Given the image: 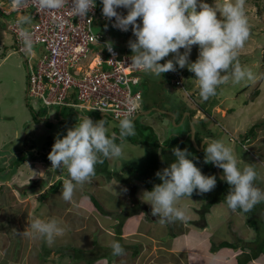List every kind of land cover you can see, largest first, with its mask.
Here are the masks:
<instances>
[{
    "label": "rangeland",
    "instance_id": "obj_1",
    "mask_svg": "<svg viewBox=\"0 0 264 264\" xmlns=\"http://www.w3.org/2000/svg\"><path fill=\"white\" fill-rule=\"evenodd\" d=\"M99 1L96 0L97 3ZM204 2L216 6L223 0ZM245 12L250 36L238 59L257 77H264V0H246ZM123 14H127L126 9ZM137 22L140 23V20ZM105 34L112 45L123 51L127 49L126 40L135 39L131 29L118 33L112 28ZM128 50L132 53L130 48ZM183 51L181 49V53ZM198 54L199 48L194 45L189 62H195ZM168 59H172V54L160 63ZM183 70L187 71V67ZM171 78L170 72L165 73L163 81L166 87L162 88V94L159 83L146 84L144 98L147 103H154V109L134 120L135 136L123 142L117 139L122 155L106 159L107 164L98 167H104L103 171L97 172L96 169L95 175L103 178H92L90 183L78 186L71 202L62 199V188L58 193L44 196V201L40 197L48 190L45 185L68 176L66 168L53 169L48 161H42V154L47 153L43 152L44 147L47 146L44 150H51L48 146L54 144L57 135L63 138L67 129L75 126L82 116H89L94 122L105 119L109 136L112 133L118 136V121L110 115L102 118L101 113L95 110L47 106L42 99L27 96L26 55L16 52L14 36L6 29L5 19L0 15V168L12 165L23 157L28 160L20 164V170H15L16 175L9 170L6 174L7 170L0 169V175H8L6 178L9 179L2 182L4 178L0 176V182L5 183L0 189V201H4L1 204L3 207H0V264H97L104 260L91 262L88 259L101 252L106 253L109 260L113 259L110 264H236L242 255L252 253L251 248L264 247V203L251 212L232 211L223 200L209 204L221 195L225 197L229 189L221 187L204 194L194 191L190 198L176 201L175 206L185 211L186 218L161 226L159 217L151 215V206L145 202L147 198L143 195L144 191H150L146 182L151 184L154 180L135 179L132 185L120 182L122 171L129 165L142 168V171H149L154 165L157 171L168 167L175 162L172 149L177 146L182 150L188 149L191 153L188 158L204 175H217L224 180L213 168L210 169L212 172H205L202 168V145L208 140L206 137L197 141L199 145H195L192 138L187 141L182 139L191 124L189 116L184 121V115L191 112L197 133L202 136L208 133L203 130L213 131L214 140L222 141L233 150L239 168L254 167L257 172L255 184L264 188V78L239 84L229 81L219 86L216 95L207 101L200 97L198 84L194 88L197 83L194 73L183 74L185 87L171 83ZM261 86L262 94L258 95L259 90L256 89ZM254 97L257 98L254 108L261 113L256 116L250 113L249 108ZM147 103L142 104L141 111L152 108ZM206 108L211 109L213 116L205 113ZM198 109L201 111L198 112ZM196 111L198 114L194 117ZM226 113L232 114V122L229 117H223ZM201 118L205 120L204 127ZM253 126L256 135L251 143L245 142ZM156 159L158 164H154ZM40 161L45 169V183L40 179L41 171L37 164ZM105 169L111 172V177ZM221 172L223 175L222 169ZM33 175L37 178H30ZM157 182L161 183L158 178ZM18 184L21 186L17 187ZM20 187H24V191ZM86 192L93 194L107 212L97 209ZM140 211L144 215L142 223L138 216L135 217L140 216ZM6 217L8 222L4 224ZM36 218L56 221L63 228V235L56 237L52 245L35 235H25V232L31 231L29 223ZM112 241L121 244L123 255H112L109 246ZM223 241L234 247L221 246ZM186 252L192 257L188 258ZM258 259L247 264H264V253Z\"/></svg>",
    "mask_w": 264,
    "mask_h": 264
},
{
    "label": "clouds",
    "instance_id": "obj_2",
    "mask_svg": "<svg viewBox=\"0 0 264 264\" xmlns=\"http://www.w3.org/2000/svg\"><path fill=\"white\" fill-rule=\"evenodd\" d=\"M245 2L246 0H223L220 5L210 6L204 0H101L100 8L105 19L114 20L111 28L123 31L121 33L131 29L135 39L128 42L132 52L130 59L134 66L144 70L141 76L147 74L160 78L163 73L171 71L174 73L171 83L179 86L172 81L178 77L182 81L181 86L185 87L183 74L186 71L183 69L187 67L195 75L200 97L207 101L216 95L219 86L229 81L239 84L242 81L256 82L257 79L264 78L257 77L251 69L242 66L238 59L240 50L250 36ZM26 3L27 0H0V6L8 9L11 6L19 9ZM36 3L39 10L52 12L69 4V0H36ZM96 4V0H71L69 6L75 15L87 17ZM117 9H121L122 14ZM125 9L126 15L123 14ZM3 13L8 18L11 15V22L16 15L14 10L11 14ZM32 19L31 15H22L17 20L24 52L28 55L33 54V39L26 25H30ZM138 19L140 23L137 22ZM194 45L198 46L199 54L197 60L190 63L189 55ZM181 49L184 50L183 53ZM111 50L109 45V51ZM170 54L172 59L160 63ZM27 96H31L29 84ZM98 110L105 113L102 109ZM137 117L126 116L120 119L118 136L117 133L108 135L105 119L94 122L89 116H82L75 126L67 129L63 138L57 135L47 158L51 168L67 169L69 178L64 181L60 193L64 201L71 202L77 187L91 182L98 164H103L105 159L122 155V147L117 139L123 142L136 135L134 120ZM189 117L191 122L192 115L189 114ZM206 139L204 163H211L222 169L224 181L230 186L224 198L227 206L232 211L247 213L264 203V188L255 184L257 172L254 167L248 165L243 169L239 168L230 147L222 141L211 140L210 137ZM247 141L251 143V138L248 137L245 142ZM243 145L247 147V144ZM172 154L175 162L155 174L161 183L155 184L151 191L143 192L147 198L145 202L151 206V215L159 217L161 226L186 218L185 211L175 206L176 201L183 197L190 198L194 191L199 194L208 193L217 184L214 175H204L193 160L188 158L191 153L187 148L182 150L178 146L174 147ZM39 174L42 178L45 175L43 171ZM4 184H0V189H3ZM28 229L31 231L25 232V235H35L49 245L55 242L56 237L63 235L64 231L56 221L39 218L33 219ZM109 246L113 256L124 254V248L118 241H112Z\"/></svg>",
    "mask_w": 264,
    "mask_h": 264
},
{
    "label": "built area",
    "instance_id": "obj_3",
    "mask_svg": "<svg viewBox=\"0 0 264 264\" xmlns=\"http://www.w3.org/2000/svg\"><path fill=\"white\" fill-rule=\"evenodd\" d=\"M70 4L71 0L52 12L39 10L36 0H27L19 9L0 6L6 14L16 11L11 30L16 52L26 55L30 95L42 99L47 106L95 110L120 119L135 118L142 108L140 84L144 70L132 64V54L107 39L105 33L114 20L105 19L102 8L96 4L87 17H80L72 12ZM117 11L121 13V9ZM22 15L33 18L26 25L33 39L31 55L25 54L19 35L17 20ZM172 81L182 85L178 77Z\"/></svg>",
    "mask_w": 264,
    "mask_h": 264
},
{
    "label": "trees",
    "instance_id": "obj_4",
    "mask_svg": "<svg viewBox=\"0 0 264 264\" xmlns=\"http://www.w3.org/2000/svg\"><path fill=\"white\" fill-rule=\"evenodd\" d=\"M178 69V72H179V68H177ZM187 71H188V69H187ZM190 72V71H189ZM173 75H174V73H172L171 71H170V76H172L173 77ZM164 76H165V73H163V78H164ZM169 78V77H168ZM147 85L149 86V84L147 83ZM145 86H146V84H144V82H142L141 84H140V88L142 89V91H143V95H144V88H145ZM162 88H164L165 89V85L164 84H162V87H160V94H162V93H164V90L162 89ZM163 97V96H162ZM164 99H166L167 100V97H163ZM142 109V108H141ZM185 110V109H184ZM141 111V110H140ZM141 112H143V111H141ZM205 112H206V114H208V115H211V109L209 108V109H205ZM213 113V112H212ZM191 115L193 116V113H191ZM202 121H204V122H202L203 124V127L205 126V120H203V119H201ZM190 132H191V125H188V128H187V130H186V133H185V135L182 137V139L184 140H188V139H190L191 138V134H190ZM206 132H208V133H206L205 135H200V133H197L196 132V140L197 141H201L204 137H210L211 138V140H214V139H212V137H213V131H211L210 129H207V131ZM207 135V136H206ZM256 134H255V126H253L252 128H251V130H250V133H248V135H246V137L248 138H251L252 136H255ZM199 138H200V140H199ZM159 143V142H158ZM191 144V143H190ZM199 145V144H198ZM172 146V145H171ZM52 147V146H51ZM206 147V144L204 145V147L202 148L203 150H204V148ZM51 150H49L47 153H45V154H43V160L44 161H48L49 162V160H48V154H49V152H50ZM148 154H152L151 152H149ZM25 160H26V157H23L21 160H15L14 161V163L12 164V166H19L20 164H22L23 162H25ZM107 164V160L105 159L104 160V162H103V164ZM103 164H99L98 166H96V169H97V172H100V171H103L104 169V167H102V168H98V167H100L101 165H103ZM154 164H158V162H157V159H156V162L154 163ZM129 166H131V165H129ZM155 169L153 170V168H152V170L150 171V173L148 172V171H146V172H144L143 171V173H141L140 172V168L139 169H137V170H134L133 168H132V170H130L131 168L130 167H127L126 168V170H127V172H126V174L125 175H123V172H125V170L124 171H122V174L120 175V177H121V179H120V181H122V182H126V183H131V185L132 184H135V181H134V178H136L135 176H137L138 174L140 175V176H143L142 178H143V180L144 181H146V180H154V182L153 183H151V184H148L147 182H146V186L149 188V190L151 191L152 189H153V186L155 185V184H158V182H157V176L155 175L156 174V172H157V166H153ZM202 168H203V170H205V172H212L210 169H214V171H215V173L217 172V170H216V167L213 165V164H211V163H208V164H205L204 162H203V166H202ZM129 170V171H128ZM104 173V172H103ZM105 173H110L109 174V177H111L112 176V174H111V172H109L108 170H106L105 169ZM114 174H116V173H114ZM135 174V175H134ZM147 174V175H146ZM134 176V177H133ZM139 176V178H141ZM216 180H217V184H216V190H219L218 188H221V187H225V188H227V189H229V185L224 181V180H222L220 177H218L217 175H216ZM220 181H222V182H220ZM63 183H64V180L61 178L60 180H58V181H56V182H54L53 184H51L50 185V187L48 188V190H47V192L43 195V197L44 196H49L50 194H54V193H57V192H59V190L62 188V186H63ZM20 189L21 190H24V187H20ZM219 193H220V191H219ZM86 194L90 197V199L92 200V202L94 203V205H95V207L97 208V209H99V210H101L102 212H104V213H106L107 211L104 209V207L101 205V203L99 202V200L93 195V194H91V193H89V192H86ZM193 194H194V192H193ZM225 197L224 196H220V197H218V198H216L215 200H212V201H210V203L209 204H214V203H216V202H220V201H225V199H224ZM211 205H209V206H211ZM239 211H241V210H239ZM119 219V218H118ZM123 224V222L121 223V225ZM120 225V226H121ZM119 231H120V229H119ZM118 233H120V232H118ZM221 246H233L234 247V245L233 244H231V243H229V242H227V241H223L222 243H221ZM252 249V253H248V254H246L245 253V255H242V257H241V259L238 261V264H247L250 260H254V259H257V258H259L260 257V255L262 254V253H264V247L263 246H259L258 247V249L257 248H251ZM77 251H78V249H77ZM98 253V252H97ZM78 256V255H77ZM107 257V254L106 253H102L101 252V254L100 253H98V254H96V256H95V258H92L91 260H89L88 259V261H91V262H94V261H96V260H103V258H106ZM107 259V258H106Z\"/></svg>",
    "mask_w": 264,
    "mask_h": 264
},
{
    "label": "crops",
    "instance_id": "obj_5",
    "mask_svg": "<svg viewBox=\"0 0 264 264\" xmlns=\"http://www.w3.org/2000/svg\"><path fill=\"white\" fill-rule=\"evenodd\" d=\"M96 3H97V2H96ZM98 3H99V4H98ZM98 3H97V5H98L99 7H102V3H101V1H99ZM111 29H112V28H111ZM111 29H110V30H111ZM113 29H114L115 31H117L118 33H121L118 29H116V28H113ZM126 47H127V49H126L125 51H127L128 53H130L129 50H128L129 46H128V41H127V40H126ZM122 51H123V50H122ZM130 54H132V53H130ZM189 73H190L189 71H186V72H185V74H187V75H189ZM191 73H192V72H191ZM142 79H144V80H143L144 84H147V83H148L149 86L151 85V83H154V82H155V83H159V84H160V87H162V84H164L165 87H166V84H165L164 81H163V74L161 75L160 78H154L153 76H150V75L144 74V75L142 76ZM196 87H197V83H195V85H194V88H196ZM256 90H259L258 95H261V94H262L261 91L263 90V87L261 86L260 88H258V89H256ZM197 91H198V89H197ZM197 91H196V92H197ZM257 97L259 98V96H257ZM254 98H255V97H254ZM256 99H257V98H255V99H253V100L250 101V103H251V107H249V108L251 109L252 112H250V113H252L253 116H256V115L261 114L260 112L256 111L255 108H254V107L256 106V104H255V100H256ZM143 100H144V103H147V102L145 101L144 95H143ZM258 102H259V100H258ZM148 103L151 104V107H152V108L148 107V108H146V109L151 111V109H154L153 106H152V105H154V103H153V102H149V101H148ZM148 103H147V104H148ZM248 103H249V102H248ZM246 105H248V104H246ZM254 105H255V106H254ZM143 108H144V107H143ZM232 110H233V109H232ZM145 111H146V110H145ZM199 111H201V110L198 109V112H199ZM233 111H235V109H234ZM233 111H232V112H233ZM172 112L177 113V111H172ZM198 112H197V111L195 112V116L198 114ZM189 114L191 115V113L186 112V114L184 115V117H185V118H184V121L186 120V117L189 116ZM169 115H170V114H169ZM211 115L213 116L212 112H211ZM182 116H183V114H182ZM249 116H250V115H249ZM223 117H229V120H230L231 122L233 121V120H232V114H231V113H226V115H225V116L223 115ZM245 119H246V118H245ZM247 119H249V118L247 117ZM254 119H256V118H254ZM192 121H194L193 118H192ZM194 123H195V122H194ZM189 125H190V124H189ZM204 131H207V129H206V130H203V132H204ZM196 132H197V129H196ZM213 134H214V133H213ZM206 136H207V135H206ZM254 137H255V136H252V137H251V142H252V138L254 139ZM212 139H213V138H212ZM46 147H47V146H46ZM46 147H44V149H46ZM48 147H49L50 149L52 148V147H50V146H48ZM44 149H43V152H48V151H49V150H44ZM158 151H159V150H158ZM43 152H42V153H43ZM42 155H43V154H42ZM156 155H157V153H156ZM43 159H44V158H43ZM27 161H28V160H25V163H27ZM25 163H24V164H25ZM130 168H131L130 170H132V168H133L134 170L139 169V167H137V166H135V167L130 166ZM152 168H153V167H151L150 170L148 171L149 173H150V171L152 170ZM0 169H1V170H7L6 174H8V170H9V171H11V173H12L13 175H16V171L20 170L21 168H20V165H19V166L7 165V166H4V167H2V168H0ZM16 169H17V170H16ZM15 170H16V171H15ZM128 171H129V170H128ZM125 172H127V170H125ZM140 172L143 173L142 168H140ZM144 172H146V171H144ZM44 173H45V169H44ZM134 175H135V174H134ZM146 175H147V174H146ZM0 176L4 178V179L2 180V182L5 181V180H9L8 178H6L8 175L1 174ZM34 176H35V177H34ZM139 176H140L139 174H138L137 176H135V177H136V178H134V181H135V182H136L135 179H137V180H139V181H144L143 178H142L143 176H140L141 178H139ZM44 177H45V175H44ZM99 177H100V178H103L102 176H99V175H95L93 178H94V179H97V178H99ZM133 177H134V176H133ZM30 178H32V179L37 178V175H33V176H31ZM41 179H42V181H44V183H45L44 178H41ZM62 179L65 181L66 179H68V176L65 177V178H62ZM120 182H122V181H120ZM42 183H43V182H42ZM124 183H126V182H124ZM0 184H3V183L0 182ZM51 184H53V183L49 182L47 185H45V188H46V189L49 188V186H50ZM8 185H9V184H8ZM2 186H3V185H2ZM16 186L18 187V186H21V185L18 184V185H16ZM15 188H16V187H15ZM19 189H20V188H19ZM5 191H6V190H5ZM22 191H24V190H22ZM57 193H58V192H57ZM1 195H2V194H0V196H1ZM14 195H15V194H14ZM8 196H9V195H7V199H8ZM40 198L42 199V198H44V197L41 196ZM138 200H139V199H138ZM44 201H45V198H44ZM3 202H4V201H0V207H3V205H1ZM12 202H13V204H14V203H15V200H13ZM18 202L20 203L19 200H18ZM7 214H8L9 219H11V218H10V215H9L8 212L6 213V215H7ZM137 216H138V220L140 221V223L144 222V221L142 220V217L144 216L142 211H140V216H139V215H136L135 217H137ZM143 218H144V217H143ZM6 220H7V217H6ZM6 220H5L4 224L8 222V220H7V221H6ZM9 221H10V220H9ZM64 222H65V221H64ZM6 230H7V232H8V229H7V228H6ZM192 247H193V246H192ZM187 248H188V247H187ZM127 249H130V248L127 247ZM188 253H189V252H188ZM186 254H187V252H186ZM190 254H191V253L187 254V255H188V258H191V257H192ZM192 254H193V253H192ZM194 254H195V256L198 255V254H196V253H194ZM193 258H194V257H193ZM103 260H104V261H100V262H102V264H110V262H111L113 259H112V260H109V259L107 258V259H103ZM108 260H109V261H108ZM256 260H259V259L257 258V259H254L253 261H256ZM100 262H98V263H100ZM98 263H97V264H98ZM237 263H238V262H237ZM237 263H236V264H237Z\"/></svg>",
    "mask_w": 264,
    "mask_h": 264
},
{
    "label": "water",
    "instance_id": "obj_6",
    "mask_svg": "<svg viewBox=\"0 0 264 264\" xmlns=\"http://www.w3.org/2000/svg\"><path fill=\"white\" fill-rule=\"evenodd\" d=\"M148 111H150V110H148ZM149 113H150V112H149ZM146 114H147V113H146ZM101 116H102V118H104V114H101ZM112 118H113V117H112ZM117 120L119 121L120 119H117ZM195 131H196L195 125H194V123L191 121V132H190V134H191V138H192L193 142L195 143V145H198V144H197L196 137H195ZM205 142H206V141H205ZM205 142L203 143L202 148H203ZM37 164H38V167H39L40 171H41V172L44 171L43 163L40 161V162L37 163ZM216 169H217L218 173L221 175V177H223L222 172H221V169H220L219 167H216Z\"/></svg>",
    "mask_w": 264,
    "mask_h": 264
},
{
    "label": "flooded vegetation",
    "instance_id": "obj_7",
    "mask_svg": "<svg viewBox=\"0 0 264 264\" xmlns=\"http://www.w3.org/2000/svg\"><path fill=\"white\" fill-rule=\"evenodd\" d=\"M0 15L5 19L6 22V29L11 33V21L9 18L3 13L2 9H0ZM11 17V15H9ZM8 18V19H7ZM12 34V33H11ZM205 145V144H204Z\"/></svg>",
    "mask_w": 264,
    "mask_h": 264
},
{
    "label": "bare ground",
    "instance_id": "obj_8",
    "mask_svg": "<svg viewBox=\"0 0 264 264\" xmlns=\"http://www.w3.org/2000/svg\"><path fill=\"white\" fill-rule=\"evenodd\" d=\"M150 111L146 110V111H143V112H140V113H137L136 116H139L140 114H145V113H149ZM116 121H118L117 119H120V118H115L113 117Z\"/></svg>",
    "mask_w": 264,
    "mask_h": 264
}]
</instances>
